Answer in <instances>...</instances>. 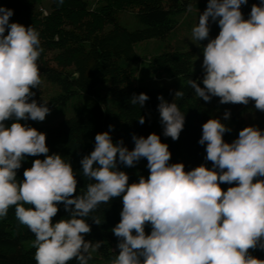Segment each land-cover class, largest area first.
Wrapping results in <instances>:
<instances>
[{"label": "clouds", "instance_id": "9594fccd", "mask_svg": "<svg viewBox=\"0 0 264 264\" xmlns=\"http://www.w3.org/2000/svg\"><path fill=\"white\" fill-rule=\"evenodd\" d=\"M247 3L209 0L192 29L193 38L209 40L210 18L218 20L220 32L203 49L204 87L191 79L187 83L205 102L212 97H219L221 104L254 101L264 112V0L260 6L253 4L245 20L240 9ZM13 15V10L0 7V218L15 206L20 224L35 235L37 264H67L74 258L89 264L102 242L85 241L91 227L84 218L122 194L121 221L112 229L120 241L119 255L111 264H264L250 252L264 251V179H259L264 177V132L246 127L228 144L223 135L231 129L209 119L198 143L207 144L212 169L201 165L187 172L183 163L169 164V147L156 134L147 139L133 135L132 151L123 141L114 145L108 132L97 134L94 151L80 161L83 175L95 183L74 197L77 180L71 164L60 155H48L46 134L19 122L5 125L13 118L43 122L50 114L47 105L38 106L31 91L42 82L36 63L43 51L39 33L10 23ZM147 99L141 94L131 102L143 106ZM158 100L163 134L178 141L185 116L177 104L162 96ZM229 115L225 113V119ZM139 123H145L143 117ZM40 155L46 158L34 160L18 183L17 170L25 156ZM142 158L150 175L129 185V176L116 170L117 163L134 167ZM233 183L237 186L227 191L220 187ZM60 203L71 219L53 224ZM25 204L34 208L26 209ZM93 220L101 224L99 218ZM146 225L151 226L150 235Z\"/></svg>", "mask_w": 264, "mask_h": 264}, {"label": "trees", "instance_id": "16d2710c", "mask_svg": "<svg viewBox=\"0 0 264 264\" xmlns=\"http://www.w3.org/2000/svg\"><path fill=\"white\" fill-rule=\"evenodd\" d=\"M208 2L99 0L96 3L94 0V6L86 0H0V7L14 12L10 23L26 28L31 26L39 33L43 51L36 63L42 82L38 89L31 91L35 93L38 106L45 104L50 109L43 122L16 121L13 118L5 122L6 127L19 122L46 134L48 155H60L71 164L77 180L74 197L84 195L87 185L95 183L83 175L80 161L94 151L95 136L105 132L109 133L114 145L123 141L122 146L129 151L135 147L133 135L147 139L150 134H156L161 143L169 147L170 165L183 163L186 172L201 165L211 170L212 163L206 160L207 144L202 146L198 143L203 135V124L209 119L220 120L231 129L223 135V141L231 144L246 127L264 132V112L255 108L254 101L247 105L221 104L219 97H212L211 102L199 98L187 83L191 79L199 87H204L205 72L194 68L193 52L159 47L152 55L148 53L150 44L166 40L186 15L204 12ZM260 3L261 0H248L246 5H242L243 18L249 19L253 4L260 6ZM123 15L131 17L132 23L121 24L119 17ZM138 65L144 72L164 79L167 85L132 84L130 80L136 74L133 67ZM177 91H182L183 97H175ZM141 94L148 97L144 105H133L131 100ZM159 96L169 104H177L185 116L178 141L163 134ZM225 113H230L227 119ZM142 117L144 124L139 123ZM45 158L44 155L25 156L17 170V182H23V172L32 167L34 160ZM116 170L129 176V185L138 183L141 176L147 179L150 175L145 158L134 167L118 162ZM235 186V183L220 185L223 191ZM122 196L100 204L96 211L84 218L91 227L90 234L84 235L85 241L93 244L102 242L89 264H111L119 255L117 245L120 241L112 229L121 221ZM24 207L34 208L29 204ZM57 207L59 211L53 218V224L71 219L63 203ZM71 207L74 209V205ZM93 217L99 218L101 224H95ZM145 233L150 235V225L145 226ZM34 241L35 235L27 226L20 224L15 206H11L7 216L0 218V264H37ZM250 252L255 258L264 260V251ZM67 264L78 262L74 258Z\"/></svg>", "mask_w": 264, "mask_h": 264}, {"label": "rangeland", "instance_id": "374dc122", "mask_svg": "<svg viewBox=\"0 0 264 264\" xmlns=\"http://www.w3.org/2000/svg\"><path fill=\"white\" fill-rule=\"evenodd\" d=\"M91 4H94V0H86ZM99 0H95L97 3ZM96 6V4H94ZM203 12L200 13H190L184 17L181 21L180 26L166 38V40L162 42L152 43L149 46V54L152 55L153 51L159 47L165 48H180L185 51H191L194 54L192 63L196 70H203V49L206 47L207 43L211 39H215L220 32V28L217 22H212L211 18L209 21L210 25V34L209 40L197 41L193 38L192 29L194 26L198 24L199 16ZM119 21L123 25H127L126 23H132L131 17L127 15H123L119 17ZM136 69V74L131 78L130 82L135 86H165L167 85L164 79H159V76H154L152 73L144 72L142 67L138 65L137 67H133ZM142 69V70H141ZM167 87V86H166ZM53 122V121H52ZM123 209V204H122Z\"/></svg>", "mask_w": 264, "mask_h": 264}]
</instances>
